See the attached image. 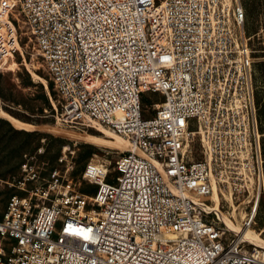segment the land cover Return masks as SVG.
Segmentation results:
<instances>
[{"label":"built area","instance_id":"1","mask_svg":"<svg viewBox=\"0 0 264 264\" xmlns=\"http://www.w3.org/2000/svg\"><path fill=\"white\" fill-rule=\"evenodd\" d=\"M21 20L61 123L119 133L136 149L119 155L112 179L88 162L95 193L29 160L1 179L20 192L0 219V264H264V248L231 234L209 204L222 151L253 160L251 180L264 181L243 1L0 0V70L23 53Z\"/></svg>","mask_w":264,"mask_h":264},{"label":"rangeland","instance_id":"2","mask_svg":"<svg viewBox=\"0 0 264 264\" xmlns=\"http://www.w3.org/2000/svg\"><path fill=\"white\" fill-rule=\"evenodd\" d=\"M242 1L249 16L251 34L254 35L259 48L255 47L257 49L255 53L256 94L264 159V0ZM21 25L23 26L22 20ZM21 30L24 32L22 33L23 53L19 52L16 55V60L20 64L16 68H11L10 62L7 67L0 70V219L7 210L10 194L13 191L20 192L1 179H8L13 174H18L23 162L29 160L36 163L43 176H47L50 170L58 167L63 173L67 172L82 191L95 193L97 186L88 183L83 176L88 162L95 161L104 165L112 179L117 175L116 161L119 155L125 152L124 148L106 141L115 140L110 136L106 137L108 132L96 128L83 132L67 128L61 123V97L50 78L43 58L36 53L34 42L29 39L26 28L23 26ZM44 79L47 83L43 81ZM151 95L157 94H144L145 106H152L149 100ZM6 113L23 126L7 118ZM67 132L76 133L80 137L68 135ZM88 135L98 141L90 140ZM193 154L195 158L204 157L200 147L194 150ZM239 157V153L225 151L218 153L220 161L218 174L222 179L217 187L220 197L219 207L223 213L231 216L233 207L226 195L232 193L236 203L241 204L249 197L252 186L255 194H260L257 223L253 226L262 228L264 236V181L254 177L253 182L251 176L254 173V161L245 159L244 162H240ZM209 204L214 211L212 199ZM253 204L254 199L247 204L248 211ZM214 215L222 220V224L230 229L231 234L237 232L236 225L230 226L216 212ZM245 242L249 246L256 245Z\"/></svg>","mask_w":264,"mask_h":264},{"label":"bare ground","instance_id":"3","mask_svg":"<svg viewBox=\"0 0 264 264\" xmlns=\"http://www.w3.org/2000/svg\"><path fill=\"white\" fill-rule=\"evenodd\" d=\"M10 62H11V68H16V66H18L20 64L16 60V57H13ZM43 81L45 83H47L46 79H44ZM6 117L9 118L10 120L20 124L21 126H23L19 121H17L13 116L9 115L8 113H6ZM66 134L71 135V136L80 137V135H78L76 133H72V132H67ZM109 134H112V135H109ZM88 136L90 137V140H97L98 141V139H94L93 136H91V135H88ZM107 136L115 138V140H113V142L106 140L108 143L115 144L117 147H122V148H124V150H135L136 149L134 147V144L132 143V141H130L127 137H125L119 133L108 131V134H106V137ZM250 184H251V182H250ZM226 198L229 200L230 205H232V207H233V213L231 216L223 213L222 210L220 209V207H219L220 197H219V194L217 191V186L214 185V192L212 195V201L214 202L213 210L216 213H218L220 215V217L223 218L230 226H233V227H234V225L237 226V230H236L237 232H235V233H237L239 235V238H243L245 241H248L249 243H255L257 245V247L264 248V236L262 234L263 229L260 227L255 228L253 226L257 222L255 221L250 226L244 225L245 218L248 215H250V213L253 211V210L252 211L247 210V207H248L247 204L254 199L253 208L257 209L260 194H255V191H254L253 187L251 186L249 197L246 199V201L242 202L241 204L236 203L232 193L227 194Z\"/></svg>","mask_w":264,"mask_h":264},{"label":"trees","instance_id":"4","mask_svg":"<svg viewBox=\"0 0 264 264\" xmlns=\"http://www.w3.org/2000/svg\"><path fill=\"white\" fill-rule=\"evenodd\" d=\"M247 15H248V13H247ZM248 29H249V31L251 32V28H250V22H249V16H248ZM254 43H255V47L257 48V49H259L258 47H257V44H256V42L254 41ZM264 43V42H263ZM264 45V44H263ZM13 175H15V174H13ZM12 175V176H13Z\"/></svg>","mask_w":264,"mask_h":264}]
</instances>
